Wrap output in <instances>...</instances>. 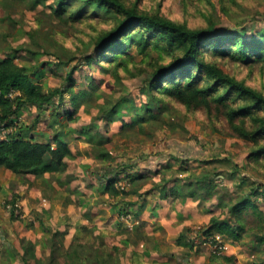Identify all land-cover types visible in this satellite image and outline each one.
<instances>
[{
	"label": "rangeland",
	"instance_id": "374dc122",
	"mask_svg": "<svg viewBox=\"0 0 264 264\" xmlns=\"http://www.w3.org/2000/svg\"><path fill=\"white\" fill-rule=\"evenodd\" d=\"M136 1L146 10L191 27L206 26L211 16L217 27L246 28L247 35L264 31V0ZM52 4L48 0L32 9L27 4L4 8L0 3V57H13L31 73L45 62L43 72L33 78L53 88L65 83L68 71L58 62L75 56L69 66L76 67L74 92L87 94L76 106L68 92L63 101H55L61 114L76 110L75 120L62 118L54 123L50 106L46 113L51 117H44L34 104H25L11 117L17 124L15 137H34L55 147L52 138L61 131L75 156L65 159L63 172L46 173L33 182L0 166V264H24L23 240L35 244L39 257H48L52 236L48 227L63 233L54 238L60 248L57 264H219L204 244V230L212 217L227 218L234 203L264 185V157L251 160V144L230 135L224 122L213 115L167 96L154 101L146 91L147 72L136 69L143 62L136 46L127 51L135 57L128 65L132 72L121 70L117 76L97 63L87 65L83 53H94L95 36L111 25L102 16L61 22L52 15ZM224 68L264 92L260 70L233 62H224ZM101 105H115L117 119L108 122L101 117ZM153 114L158 122L151 118ZM125 122L129 125L122 126ZM84 128L88 133L82 132ZM98 143L108 147L110 161L96 157ZM130 160L135 161L131 173L137 171L141 179L131 186L128 172H121L115 185L127 181L125 190L137 192L110 196L100 175L107 173L108 165L119 170L120 162ZM176 185L178 195L171 190ZM145 192H152L147 199L141 196ZM11 195L18 198L16 204ZM254 203L258 209L241 216L245 226L241 238L215 232L228 245L226 253L218 255L224 264H264V245L256 241L264 235V186ZM156 210L160 216L153 215ZM71 246L82 251L78 263L65 254Z\"/></svg>",
	"mask_w": 264,
	"mask_h": 264
},
{
	"label": "trees",
	"instance_id": "16d2710c",
	"mask_svg": "<svg viewBox=\"0 0 264 264\" xmlns=\"http://www.w3.org/2000/svg\"><path fill=\"white\" fill-rule=\"evenodd\" d=\"M47 1L0 0V3L4 8L27 4L34 9ZM218 1L208 0L212 4ZM50 8L52 15L64 23L82 22L102 16L111 25L109 29L102 30L95 36L94 53H83L82 58L87 65L97 63L117 76H120L121 70L132 72L128 65L135 57L127 51L136 46L145 63L140 62L136 69L147 72L146 91L154 101H163L167 96L189 108L203 110L209 116L213 115L220 122H224L230 135L251 144V160L259 161L264 157V92L224 68V62H233L251 70H260V74L264 75L262 29L247 35L246 28L217 27L215 19L211 16L207 17L206 26L191 27L187 22L174 20L158 11L146 10L136 0H53ZM89 9L92 11L88 13ZM151 51L156 52L157 56H150ZM74 58L75 56H71L64 63L58 62L61 68L68 69L63 76L65 83L58 87L45 88L33 78V75L38 76L43 72L45 62L36 66L31 73L28 66L18 63L13 57H0L1 123L14 125L11 117L25 104L36 105L41 116H53L54 123H58L62 118L67 121L75 120L76 110L65 109L61 114L58 112L59 106L55 105V101H63L66 92L71 97L72 106H76L79 98L87 94L85 91L78 93L79 95L74 92L77 85L74 75L76 67L69 68ZM14 90L20 91V94L13 99L9 98L7 95ZM46 107L53 109L54 114L48 115ZM100 113L108 122L117 119L115 105L110 108L101 105ZM151 118L155 122L159 121L155 114ZM161 122L165 123L163 120ZM128 125L129 123L125 122L122 126ZM82 132L88 133V129L84 128ZM63 135L67 134L61 131L54 134V147L50 141H38L34 137L27 138L24 135L15 137V134L11 133L8 139L0 140V166L8 168L16 175L29 176L30 182H33L34 178H44L46 173L63 172L66 169L65 159L75 156ZM104 144L96 145V157L110 161L111 153ZM134 162H120L119 170L108 165L107 173L103 174V177L100 175L106 182L105 192L113 197L121 193L130 195L137 192L125 190L127 181L124 189L115 185L121 172H128L126 176L131 186L141 179L142 176L137 171L131 173ZM263 186L257 185L252 194H247L234 203L227 218L212 217L210 225L204 230L205 236L210 237L215 235V232H220L227 233L236 240L241 238L245 228L241 216L244 211L258 209L254 199ZM171 190L173 194L178 195L180 188L176 185ZM191 195L197 197L194 191H191ZM10 197L13 204L18 202L15 195ZM14 208L13 206V210ZM230 216L233 217L232 220ZM47 230L52 232L49 239V256L39 257L35 252V244L30 240H23L21 246L24 248V254L21 258L24 264L58 263L56 256L60 248L54 238L63 236V233L59 230L52 231L49 227ZM256 241L264 245V235L257 237ZM65 254L77 263L82 260V251L77 247L71 246ZM214 258H217L214 260L219 264H224L218 260V255ZM225 259L230 260L228 257Z\"/></svg>",
	"mask_w": 264,
	"mask_h": 264
},
{
	"label": "built area",
	"instance_id": "2783aa9c",
	"mask_svg": "<svg viewBox=\"0 0 264 264\" xmlns=\"http://www.w3.org/2000/svg\"><path fill=\"white\" fill-rule=\"evenodd\" d=\"M20 91H12L7 96L9 98H14L16 95H19ZM1 122V121H0ZM16 129V125H6V123H2L0 125V140L2 139H8L9 134L13 133ZM117 186L125 188V183H119ZM18 211L17 208H14ZM204 244L211 250L212 253L216 255H223L226 253L228 249L227 243L224 241L223 238H221L218 234L212 235L210 237H207L205 239Z\"/></svg>",
	"mask_w": 264,
	"mask_h": 264
},
{
	"label": "crops",
	"instance_id": "0c3cea01",
	"mask_svg": "<svg viewBox=\"0 0 264 264\" xmlns=\"http://www.w3.org/2000/svg\"><path fill=\"white\" fill-rule=\"evenodd\" d=\"M65 139H66V138H65ZM66 141H67V139H66ZM67 143H68V145L70 146V148L72 149L73 147H71V145L69 144V141H67ZM72 151H73V150H72ZM74 154H75V153H74ZM101 183L104 184V187L106 186V182H105V181L101 180ZM39 192H40V191H39ZM151 193H152V192H150V193H146V192H145V193H144L143 195H141V196L144 197L145 199H147V198L149 197L148 195H150ZM42 196H43V195H42ZM133 196H135V194H134ZM43 198L46 200V203H47V202H48V199H47L45 196H43ZM147 207H150V206H147ZM136 209H137V208H136ZM141 209H143V208H141ZM141 209H140V210H141ZM43 210H44V209H43ZM47 210H48V208L45 209L44 211L46 212ZM133 210H134V209H133ZM143 210H144V209H143ZM143 210H142V212H143ZM162 210L165 212V209L162 208ZM48 211H49V210H48ZM48 211H47V212H48ZM151 211H152V210H151ZM153 211H155V210H153ZM153 211H152V212H153ZM142 212H141V213H142ZM153 215H155V216H160V215H161L160 210H158V211L156 210V212H154ZM135 226H136V225H134L133 227H135Z\"/></svg>",
	"mask_w": 264,
	"mask_h": 264
}]
</instances>
